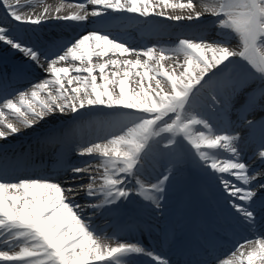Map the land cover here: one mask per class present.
Returning a JSON list of instances; mask_svg holds the SVG:
<instances>
[{
    "label": "snow or ice",
    "instance_id": "obj_1",
    "mask_svg": "<svg viewBox=\"0 0 264 264\" xmlns=\"http://www.w3.org/2000/svg\"><path fill=\"white\" fill-rule=\"evenodd\" d=\"M0 9V45L23 58L12 78L27 82L0 87V264H173L122 239L125 226L108 217L135 205L160 210L186 157L218 184L234 228L254 236L235 240L226 256L205 248L196 264H264V0H0ZM117 17L210 18L216 38L200 28L137 47L112 30ZM52 21L85 31L19 35L20 26ZM85 123L89 137L67 144ZM42 124L50 127L40 142L61 146L59 167L14 175L19 164L4 144ZM249 148L260 167L245 159Z\"/></svg>",
    "mask_w": 264,
    "mask_h": 264
},
{
    "label": "bare ground",
    "instance_id": "obj_2",
    "mask_svg": "<svg viewBox=\"0 0 264 264\" xmlns=\"http://www.w3.org/2000/svg\"><path fill=\"white\" fill-rule=\"evenodd\" d=\"M46 3L52 4V5H56L59 2H56L54 0H46ZM3 10L0 9V18H3L2 15ZM140 19L139 23H136V20ZM208 22L202 24V25H197L195 23L189 24V22L185 21V22H181V23H177V22H173V21H169V20H164L161 18H152L151 21L152 25L147 26L146 31L149 30L153 32V35L150 34V36H146V35H142L141 29L140 28H136V24H140L141 22H144L142 20V18H135L133 17L131 19V21H122V19L120 17H117L114 21H113V25H112V30L123 36L124 38L128 39V41L130 43H134L137 47H144V46H151L152 44L155 43H159V44H164V45H168L169 43H166V40H170V41H174L177 38V35L181 36L184 34H192L194 32H197L198 29L203 28L205 30V34L207 35V37L209 39H215L216 38V31L215 29H212L211 25H209L208 23H210V18H207ZM51 26H63V29L60 31L61 34H56V33H49V31L47 32V28L49 24L42 26V27H36L33 28L32 26H25L26 30H24L23 28H19V35L22 38H26L25 35L27 34L28 37H32L33 39L36 38V36H40L43 40H47L48 38L51 37H64L67 39H70L72 37L78 36L79 34L83 33L85 31V27L82 25H75L71 22H63V21H52L50 22ZM50 26V25H49ZM94 25H88L87 28L91 29L93 28ZM68 32V35H65L64 33ZM29 34L31 36H29ZM157 34V36H155ZM141 35V36H140ZM167 38H164L166 37ZM23 62V58H22V54L14 51V50H10L7 47L0 45V68L2 67V69H0V73L5 75L8 72H10L12 74V69L15 65H19ZM167 64H171V61H167ZM10 75V74H9ZM34 77L29 76L27 77L28 80L33 79ZM37 78H43V73H39L38 72V77ZM8 82V79H4L3 82ZM26 81V80H25ZM27 87V82H25L23 84V86L21 87V89ZM12 92V91H11ZM57 119H66L63 117H58ZM232 119L235 120V115L232 116ZM85 125V124H84ZM244 132V134L246 135V131L247 130H242ZM25 133V132H24ZM23 135V133H22ZM255 138L258 139L259 138V131L257 130L254 134ZM11 139H14L12 142L18 140V137H13ZM69 139V137H68ZM28 141H30L29 143H25L24 147L27 149H31L32 148V143H38L41 145V148L43 151V148H45L44 146L48 145V143H41L40 140L36 137L34 138L33 136L29 137V139L27 138ZM22 145H19L18 147H15V149L12 150H7V156L9 159H12L13 161H18V162H23V160L30 158V156H35V157H39L41 154L37 153V152H29L28 154H25L23 156H20L19 154H17L15 151L18 148H22ZM254 147V146H253ZM14 157H13V156ZM252 156V149H246L245 152V159H247L248 157ZM18 159V160H17ZM247 162L250 163L253 167H260L259 162L255 159H247ZM52 165L55 164V161L51 162ZM21 164V163H18ZM28 163H27V167H28ZM21 167H25V164H23ZM50 167V166H49ZM25 170H22V172H24ZM182 178H188V176H182V172L177 174V177L175 180H179ZM79 183V181H77ZM206 184H211L215 187H210L206 190V192H211L213 195L214 193H218L220 195L221 193V189L217 188L218 184L214 181L209 180L207 177L203 176L199 170H196L194 172V175L192 177V185L184 188V186H179V182L178 181H174L171 186L168 188V192H167V197L166 199L163 201V207L160 210H154V209H150V208H141L139 205H135L134 206V210L130 211L127 215H122L123 219H127L128 215H130L131 219L126 220L124 223L126 222H133L135 219H138L140 224L143 222L148 221L149 217H152L153 219H156L157 221H160L163 218V213L164 211H167L169 213H171L172 209H174V212L172 214V220L169 223L168 226V234H171V226L174 222V219L178 218L180 220V218L184 215L183 212L180 211L179 207H182V201H183V197H187L189 194H198V192H202L203 189L205 188ZM176 191V192H175ZM83 194L81 193V196ZM78 200L81 201L80 197H77ZM167 206H170L168 209ZM225 216L226 212H225ZM130 229L132 228V226L129 227ZM114 230V228L110 227L108 229L109 234H111V232Z\"/></svg>",
    "mask_w": 264,
    "mask_h": 264
},
{
    "label": "rangeland",
    "instance_id": "obj_3",
    "mask_svg": "<svg viewBox=\"0 0 264 264\" xmlns=\"http://www.w3.org/2000/svg\"><path fill=\"white\" fill-rule=\"evenodd\" d=\"M206 24H207V23H206ZM208 24L211 25V23H208ZM204 25H205V24H204ZM211 27H212V25H211ZM212 29H213V27H212ZM175 41H176V40H175ZM175 41H174V42H175ZM174 42H173V43H174Z\"/></svg>",
    "mask_w": 264,
    "mask_h": 264
}]
</instances>
